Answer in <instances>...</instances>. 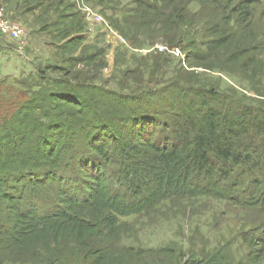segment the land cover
Returning a JSON list of instances; mask_svg holds the SVG:
<instances>
[{"label": "trees", "instance_id": "16d2710c", "mask_svg": "<svg viewBox=\"0 0 264 264\" xmlns=\"http://www.w3.org/2000/svg\"><path fill=\"white\" fill-rule=\"evenodd\" d=\"M262 1L133 0L115 29L131 45L159 38L202 67L250 72L264 66L254 14ZM67 7L54 25L71 56L38 64L15 94L0 93V264H140L144 251L127 250L128 260L102 243L118 236L124 218L199 197L257 215L246 259L263 262L264 102L201 85L185 70L158 80L169 61L157 52L146 56L147 80L136 68L118 90L100 86L87 74L106 68L104 52L87 50L82 13L59 28L74 17L75 4ZM200 23L208 24L204 42ZM159 254L171 264L228 258L216 251L177 262L175 245Z\"/></svg>", "mask_w": 264, "mask_h": 264}, {"label": "rangeland", "instance_id": "374dc122", "mask_svg": "<svg viewBox=\"0 0 264 264\" xmlns=\"http://www.w3.org/2000/svg\"><path fill=\"white\" fill-rule=\"evenodd\" d=\"M74 1L0 0L6 9L7 17L21 24L26 31L24 42L0 33L2 97L7 93L15 94L13 90L16 92L17 88L22 87L21 82L25 80L30 82V77L36 74L38 64L53 63L62 57L71 56L63 52L61 48L63 41L54 23L68 8L67 6L71 3L75 4ZM85 2L110 24L112 21L111 26L114 29L115 26L123 27L122 22L117 25V21L123 20L121 13L127 15L128 11L135 8L133 0H91L90 2L85 0ZM75 6L77 12L73 8L71 10L74 17L68 20L66 27L59 28H71L74 20L82 18L83 15L87 50L104 52L100 60L106 64V68L100 70L99 74V71L93 72L97 69L90 68V73L87 74L90 78L91 75L97 76L96 82L100 86L118 90V86L125 83L122 74L136 68L143 72L144 80H147L153 62L146 56L157 52L168 54L169 61L165 67L167 73L164 76L160 75L158 80L161 78L167 80L177 70H185L190 78L201 85L214 87L222 92H236L248 102L255 101L258 104L264 102V66H258L250 72H229L213 67L216 66L215 64L211 65L213 68H207L193 60L189 61L182 49L168 48V50L159 38L152 39L153 41L146 40L138 46L131 45L127 38H122L118 34L116 29L118 35L112 32L110 34L104 24L87 20L83 11L76 4ZM254 14L255 28L258 33H263L261 31H264V1L255 5ZM199 26H201V29H198L201 34L197 39L199 42H204L206 39L201 37L203 31L208 29V24L200 23ZM99 31L105 34H100ZM152 35L150 34L149 38H152ZM161 46L165 49L160 50ZM79 54L78 51L75 56ZM128 85L133 86V82L129 81ZM53 195L54 190H51L48 196ZM48 206L51 205H46L44 210L50 209ZM256 219L257 215L251 211L214 197L179 200L163 204L146 215L124 218L125 225L118 236L105 240L101 246L128 260L130 258L125 255L127 250L133 248L144 251L145 259L140 264H171L166 256L159 254L161 249L169 245H175L181 252V259L177 262L193 256L201 258L208 253L219 251L221 254H227V264H250L246 259L248 248L244 239L245 234L250 235L256 226L253 225L256 224ZM250 222L253 226L248 225ZM157 250L159 253H156ZM62 264L72 263L65 260ZM258 264H264V261Z\"/></svg>", "mask_w": 264, "mask_h": 264}, {"label": "built area", "instance_id": "2783aa9c", "mask_svg": "<svg viewBox=\"0 0 264 264\" xmlns=\"http://www.w3.org/2000/svg\"><path fill=\"white\" fill-rule=\"evenodd\" d=\"M74 2L77 5V7L83 11L84 16L86 17L87 20L92 21L94 23H98V24L99 23L104 24L107 27V30L110 32V34H111V32L114 35L119 34L114 28H112L111 24L103 16L96 13L85 2V0H75ZM0 33L3 35L9 36L12 39L19 40L22 42H24V39L26 37L25 28L21 24L13 22L12 20H10L7 17L6 9L2 3H0ZM164 49H165L164 46L160 47V50H164ZM166 49H168L167 46H166ZM173 49H175V48H173ZM173 49H170V50H173Z\"/></svg>", "mask_w": 264, "mask_h": 264}]
</instances>
